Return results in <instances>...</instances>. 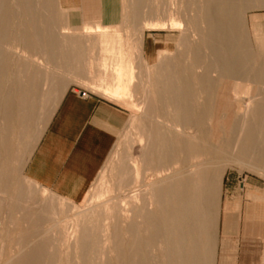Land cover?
<instances>
[{
  "label": "rangeland",
  "instance_id": "rangeland-1",
  "mask_svg": "<svg viewBox=\"0 0 264 264\" xmlns=\"http://www.w3.org/2000/svg\"><path fill=\"white\" fill-rule=\"evenodd\" d=\"M133 3L137 6L136 13L131 11ZM200 4L201 0H139L138 3L135 0H5V23L0 27V264L13 262L38 241L45 242V256L39 264H122L117 257L113 223L123 229L127 222L133 221L141 229L140 237L146 238L139 212L151 199V183L158 179L149 170L153 164H148L144 158L146 130L164 131L174 121L173 107L158 102L159 84L153 76L152 63L168 56L172 64H179L184 72L197 75L204 70L207 64L204 60L190 64V46L200 42L205 30L196 10V5ZM262 4L264 1L249 0L248 8L241 14L243 31L240 39L252 49L255 58L264 57ZM70 16L73 21L68 20ZM102 19L118 20L120 42L123 39L127 52L134 56L131 97L126 101L109 98L94 90L90 82L93 76L82 70L84 64L81 63L86 60L98 62L97 44L92 41L81 43L82 48L77 52L81 64L79 70L75 68L79 61L65 56L69 46L61 36L70 33L61 32L66 28L71 31L76 25L83 27V21L93 24ZM76 32L71 33L84 36L81 28ZM34 34L38 35V42L31 43ZM53 34L57 42L50 44ZM202 53L209 60V50L204 49ZM125 54L122 57H128V53ZM108 60L106 76H109L112 62ZM114 60L117 63L122 58ZM256 60H250L241 68L244 78L250 77ZM208 75L212 79L218 77L215 66L208 64ZM73 89L108 100L121 115L98 169L77 198L42 186L27 171L28 161L62 95ZM130 102L135 103V108L128 106ZM238 102L236 110L241 112L243 101L239 98ZM211 132L208 129V133ZM131 159L136 161L139 171L134 183L128 169ZM169 162L165 165L169 169L162 177L172 171L187 173L194 160ZM216 164L214 172L218 188L214 193L218 212L210 264H221L224 236L226 241L229 239V245L224 250L226 258L223 260L227 264H241L244 209L251 203L252 183L260 185L264 194V163L248 158ZM262 197L261 220L257 219L261 223V233L257 236L260 246L264 243V195ZM225 203L236 209H230L224 217ZM106 208H114V215H105ZM92 209L100 215L97 244L81 262L75 247L77 224L83 220L85 212ZM119 238L131 239L132 234L121 232ZM170 248V241L167 244L164 233L159 230L145 245V252L151 264H173ZM261 257L262 260L255 263L264 264V253Z\"/></svg>",
  "mask_w": 264,
  "mask_h": 264
},
{
  "label": "bare ground",
  "instance_id": "bare-ground-1",
  "mask_svg": "<svg viewBox=\"0 0 264 264\" xmlns=\"http://www.w3.org/2000/svg\"><path fill=\"white\" fill-rule=\"evenodd\" d=\"M135 1L138 3L139 0ZM248 2L249 0H201V4L196 5L205 30L200 42L190 46V64L206 61V67L200 74L184 72L179 64H172L168 56L160 57L152 63V73L159 84L158 102L173 107L174 121L164 131L153 128L146 130L144 158L148 164H153V168L147 169L158 179L151 183V199L139 212L141 223L147 232L146 238L140 237L141 229L133 221L127 222L123 229H119L115 223L112 225L117 257L122 264H151L145 245L152 241L159 230L164 233L167 244L169 241L171 243L173 264H207L206 241L208 237L209 256L212 237L210 228L215 214L212 198L217 187L214 172L216 163L224 160L239 162L248 158L264 162V57L255 58L252 49L240 39L243 31L241 14L248 8ZM4 4L5 0H0V27L5 23ZM131 11L137 12L135 4ZM72 19L74 20L71 16L68 18ZM83 22V27L76 25L71 31L66 28L61 32L70 33L61 36V40L69 46V53L65 56L72 61H79L76 70L84 64L82 70L93 76L90 82L94 90L108 95L107 97L129 100L134 56L127 52L125 41L122 39L120 42L118 20L102 19L93 24ZM79 28L84 36L71 33L78 32ZM32 36L30 42H38V35ZM83 41L97 44V63L88 59L80 64L77 52L81 50ZM56 42L57 37L50 35V44ZM204 49L210 52L209 60L202 53ZM125 53H128V57H125ZM117 54L122 58L121 62L117 61L120 59ZM108 59L112 62L109 76H106ZM111 59H115L117 63ZM252 59H258L257 65L251 69L250 77L246 79L241 68ZM208 64L218 70L217 78L209 77ZM199 92L202 94H198ZM239 98L243 101L241 112L236 110ZM134 104L130 102L128 106L133 108ZM219 115L222 117H218ZM208 129L213 132L209 134ZM179 160H194V163L187 173L172 171L168 176L162 177L169 169L165 166L166 163ZM129 165L134 183L138 179V166L134 159H131ZM112 209L114 208H106L105 215L113 216ZM98 214L94 209L85 212L83 220L77 224L75 247L81 262L86 259L89 251L96 248L100 229ZM121 232H131L132 238H119ZM43 256L45 242L38 241L9 264H39Z\"/></svg>",
  "mask_w": 264,
  "mask_h": 264
},
{
  "label": "crops",
  "instance_id": "crops-1",
  "mask_svg": "<svg viewBox=\"0 0 264 264\" xmlns=\"http://www.w3.org/2000/svg\"><path fill=\"white\" fill-rule=\"evenodd\" d=\"M81 91L73 89L64 92L27 164L28 174L36 182L69 198H77L85 191L110 143L111 132L121 120L120 110L114 104L93 94L82 96ZM251 187L252 199L244 209L242 224L241 264H257L255 262L261 261L264 253V243L260 246L257 240L258 233H261V223L257 219L261 220L264 194L256 182ZM212 208L215 214L210 228L209 258L208 237L206 241L208 264L218 212L215 193ZM223 209L225 217L236 206L225 203ZM223 238L221 264H227L223 259L226 258L224 250L229 245V239L226 241V237Z\"/></svg>",
  "mask_w": 264,
  "mask_h": 264
},
{
  "label": "built area",
  "instance_id": "built-area-1",
  "mask_svg": "<svg viewBox=\"0 0 264 264\" xmlns=\"http://www.w3.org/2000/svg\"><path fill=\"white\" fill-rule=\"evenodd\" d=\"M81 95L85 96L86 95L85 91H81Z\"/></svg>",
  "mask_w": 264,
  "mask_h": 264
}]
</instances>
